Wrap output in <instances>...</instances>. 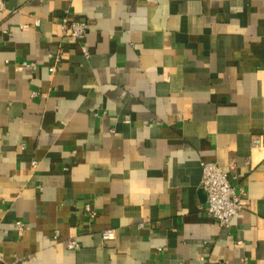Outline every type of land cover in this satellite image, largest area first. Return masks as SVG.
<instances>
[{
    "label": "crops",
    "instance_id": "crops-1",
    "mask_svg": "<svg viewBox=\"0 0 264 264\" xmlns=\"http://www.w3.org/2000/svg\"><path fill=\"white\" fill-rule=\"evenodd\" d=\"M66 11L84 40L61 34ZM202 161L245 191L229 227L202 209ZM0 251L3 264H264V0H6Z\"/></svg>",
    "mask_w": 264,
    "mask_h": 264
},
{
    "label": "built area",
    "instance_id": "built-area-1",
    "mask_svg": "<svg viewBox=\"0 0 264 264\" xmlns=\"http://www.w3.org/2000/svg\"><path fill=\"white\" fill-rule=\"evenodd\" d=\"M6 0H0V10L5 9ZM39 23V21H37ZM89 25L86 21L76 19L70 11H66V14L60 21V31L62 35L71 36L78 40H84L87 36ZM82 51L85 55H90V48L87 44L83 43ZM53 64L50 65V73L57 71L58 65L62 61L63 57L59 53L52 55ZM35 66V64H32ZM34 95L37 92L33 93ZM202 178L201 186L207 193V203L202 209L214 220L223 226H231L234 218L246 206L245 191L243 189L238 190L237 186L230 179V172L228 169L222 167L215 161H202ZM34 166H37L36 161L33 162ZM85 210L91 217H95L97 214L90 204L85 206ZM16 226L20 231H23L25 224L23 221H17ZM102 240L107 242L116 238L115 229L108 228L102 231ZM59 236L57 231L55 238ZM68 247L72 249H79L80 244L74 239L68 241ZM0 264H3V254L0 251Z\"/></svg>",
    "mask_w": 264,
    "mask_h": 264
}]
</instances>
